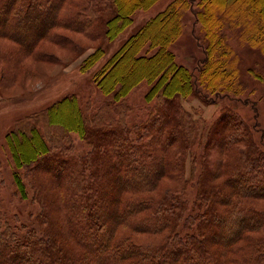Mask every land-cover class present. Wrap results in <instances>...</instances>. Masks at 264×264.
Wrapping results in <instances>:
<instances>
[{"label":"trees","instance_id":"16d2710c","mask_svg":"<svg viewBox=\"0 0 264 264\" xmlns=\"http://www.w3.org/2000/svg\"><path fill=\"white\" fill-rule=\"evenodd\" d=\"M64 1L0 0V27L7 29L0 30V35L4 32L9 39L17 42L18 49L22 47L21 50L28 51L31 47H38V53L43 54L44 50L39 43L43 39H56L55 28L73 24L76 29L91 27L90 34L95 38L103 34L115 36L130 23L134 9L139 6L148 7L155 0H85L72 12L73 16L72 13L67 15L66 11H60ZM227 1L199 0L200 8L194 10L195 18L204 26L206 35V54L202 59L199 76H192L185 65L177 64L169 49L182 29L180 20L183 8L189 4L192 8L194 0H172L168 3L166 8L131 35L107 61L108 72L98 75L99 87L104 93L112 94L114 100L124 96L142 80L153 83L146 98L150 100L154 95H161L165 101L163 107L172 109L170 113L156 115L138 127H128L123 121L105 122L102 119L93 126H86L76 108L75 99L69 98L67 104L61 100V103L67 105L66 117L54 120L51 113L45 116L49 123H59L67 132H81V136L92 148L80 157L66 151V147L70 146L66 133L53 136V147H57L55 150L48 146L34 125L8 136L14 161L29 168L26 173L28 181L37 179L33 171L35 162H51V165H57L54 166L56 175L64 174L61 184L66 191L63 189L62 203L54 195L55 185L49 182L53 187L46 189L39 181L34 182L38 189L37 199L42 200L45 211L42 209L40 213V227L27 230L22 235L3 221L0 215V264H264V238L254 239L248 251L241 255L242 259L230 262L234 260L233 257L230 260L226 257L230 254L228 250L237 251L229 247L243 235V229L253 227L251 224L243 225L241 222L244 218L252 219L254 215L257 218L254 225L264 227L263 213L242 206L244 199L251 198L255 193H264V152L257 149L251 136H247L244 122L237 117L233 116V125L228 119L233 128L227 129L225 134L223 128L226 123L219 128L217 135L224 137L223 143L219 144L218 138L213 140L215 147H212L218 149L222 144L229 146L243 137L244 148L238 150L236 162L233 160L231 164H225L226 152L221 153L219 149L215 160H209L210 163L205 160L204 163L208 171H213V175L209 177L204 171L197 178L196 192L201 196V203H208L205 214H187V202L179 195L182 183L181 188H165L155 199L154 195L138 196L141 190L152 186L151 183L162 175L164 166L168 170L180 165L178 150L188 145L185 130L193 131L196 128L195 122L178 106L177 98L192 91L197 79L205 83L214 94L229 96L238 93L237 71L225 62L222 23L209 19ZM241 2L249 11L255 12L253 23L260 32H264V0ZM242 17L244 15L239 6L230 12L224 22L237 18L240 20ZM6 20L11 25L5 26ZM10 31L12 33H8ZM18 33L25 36L22 42ZM145 41L149 42L148 50H152L149 55L139 54ZM262 42L264 46V38ZM95 48L87 60L100 57V47ZM216 54L217 60L214 58ZM0 58H3L2 53ZM196 91L198 89L195 87ZM171 123L172 126H169ZM26 134H30L29 139H26ZM173 134L178 136L173 137ZM181 135L184 138H180ZM162 136L163 144L166 140L177 152L173 162L165 161L166 156L161 157L164 154ZM122 146L123 158L115 156L114 160L110 151H122ZM195 162H203L201 154L195 156ZM63 164L67 166L65 171L62 169ZM105 166L109 168L105 169ZM113 166L117 171H123L120 178L110 169ZM222 167L227 168V176L218 182L214 179L220 175ZM103 171L106 177L105 189H98L100 185L103 187L100 181ZM128 175L133 178V182L126 180ZM17 181L23 191L21 180L18 178ZM126 191H131V196L124 199ZM228 192L237 200L231 201ZM218 195H221L219 201ZM223 196H228L231 201L225 207L223 205L228 199ZM142 210L149 211L145 218H131L134 213ZM53 215L56 216L55 220L58 217L54 225L51 221ZM120 221L161 238L157 243L143 246L126 237L116 236L115 229ZM184 228L190 231L182 235ZM69 236L73 239V245ZM205 237L211 238V242L206 241ZM217 238H223L225 242L214 241ZM216 243L222 245V248H213Z\"/></svg>","mask_w":264,"mask_h":264},{"label":"rangeland","instance_id":"374dc122","mask_svg":"<svg viewBox=\"0 0 264 264\" xmlns=\"http://www.w3.org/2000/svg\"><path fill=\"white\" fill-rule=\"evenodd\" d=\"M84 1L65 0L60 11H66L69 15L75 12ZM171 1L155 0L148 7H137L131 13L130 23L111 37L103 34L95 38L90 34L92 32L91 27L76 29L73 24L69 26L64 24V26L54 29L57 33L56 39H43L39 43V46L44 50L43 54L38 53V47H31L28 51L21 50L22 47L18 49L17 42L9 39L4 32L0 35V54H3V58H0V70L3 68L0 71L2 74L0 77V215L3 221L19 235L33 228L38 229L41 221L40 213L42 209L45 211L42 200L37 199L36 191L38 189L34 182L39 181L42 185L44 184L46 189L53 187L49 182L55 185L53 187L56 189L54 195L59 202L63 203L62 193L65 189L61 184V179H63L64 174L56 175L54 167L57 166L56 164L51 165V162L38 164L35 162L33 171H35L37 179L28 181L26 173L29 168L21 163L18 165L14 161L8 136L17 130H23L27 126L34 125L48 146L55 150L54 148L57 147H53V136L66 133L69 136L68 143L70 145L66 147L68 148L66 151L70 152V155L80 157L89 153L92 148L89 142L81 136V132L74 130L67 132L59 123H49L45 116L46 113H51L54 120L65 118L68 110L66 104L69 102V98L75 99L76 108L86 126H93L95 122L102 119L105 122L110 120L123 121L127 123L128 127H138L156 115L162 116L164 113L165 115L170 113L172 109L163 107L165 101L161 95H154L150 100L146 98V93L153 86V83L142 80L129 89L124 96L114 100L112 94L104 93L99 87L98 75L108 72L107 61L119 51L131 35L166 8ZM198 1L194 0L192 8H190V4L187 8H183L180 20L182 29L169 46L175 62L185 65L194 77L199 76L203 65L202 59L206 54L204 26L196 20L194 15V10L200 8ZM241 3V0H228L220 11H214V14L209 16V19L222 23V34H225V62L237 71V83H239L237 95L214 94L206 87L205 83L197 79L196 86L193 87L192 91L177 98L178 106L195 122L196 128L193 131L185 130V141L188 145L185 148L181 146L178 150L180 165L168 170L164 166L162 175L151 183L152 186L141 190L138 196L154 195L155 199L162 194V190L165 188L172 189L178 186L181 188L180 184L182 183L183 188L179 195L187 202V214L193 216L205 214L208 203L206 201V203H201V196L196 192L198 176L204 174V171L209 177L213 175V171L206 169L205 160H215L220 149L221 153L226 152L225 164H231L233 160L235 163L239 155L238 150L244 148L243 137L240 141L231 143L229 146L222 144V146H218V149L212 148L215 147L213 140L220 138L219 144L223 143L224 137L217 135L222 125L226 123L223 128L225 129L223 130L224 134L228 131L227 129L233 128L230 125V123L232 125L235 123L233 116L244 122L247 136H251L257 149L264 152V46L262 44L264 32H260L253 23L255 12L249 11L250 9ZM239 6L242 8L244 17L240 20L237 18L224 22L230 12ZM71 15L73 16L74 13ZM19 17L21 18L20 14ZM7 25H11V22L7 23L6 20L5 26ZM3 29L7 30L0 27V30L4 31ZM18 35L22 42L25 38L24 34L18 33ZM96 46L100 47V57L92 61L87 60ZM148 46L149 42L145 41L139 54L146 53L149 55L152 50H148ZM217 55L214 57L216 60L218 59ZM219 59L221 58L219 57ZM195 87L198 89L196 92H194ZM217 89L220 90V87ZM234 90L232 91L234 92ZM61 100H64L66 104L61 103ZM228 119L230 123H228ZM169 126H172V123ZM26 135V139H29L30 134ZM173 135V137L178 136V134ZM132 136L135 138L134 134ZM180 138H184V135H181ZM161 145L162 148L164 147V154L161 157L166 156L165 161L173 162L177 158V152L170 147V143L166 140L165 145L163 144V136L161 137ZM51 149L49 152H52ZM120 149L122 151L119 150L116 153L110 151L109 154L114 160H116L115 156L123 158L124 147L122 146ZM199 154L202 155L203 159L201 164L195 162V156ZM62 169L65 171L67 166L63 164ZM110 169L119 178L123 174V171L120 169L117 171L114 166ZM104 171L100 175L103 187L100 185L98 189H105ZM226 171L227 168L222 167L221 172H219L220 175L214 180L221 182L227 176ZM18 178L22 182L23 191L17 181ZM132 179L130 175L126 177L129 182H133ZM130 192H125L124 199L127 198L126 196H131ZM228 194L231 201L237 200L231 192ZM220 197L221 195H218V201L221 199ZM223 197L228 199L223 205L225 207L231 201L228 196ZM243 204L244 208H250L264 214V193H255L251 198L244 199ZM228 208L231 209V206ZM148 214L149 211L142 210L134 213L131 218L141 220ZM54 216L51 219L53 225L56 220L58 221V217L55 220ZM255 219L257 218L253 215L252 219L244 218V221L241 222L243 225L251 224L253 227L243 229V235L229 247L230 249H237V251L228 250L230 254L226 253L229 260L230 257L234 259L230 262L242 259L241 255L248 251L254 239L264 238V227L260 228V226L254 225L256 224ZM122 221L115 229L114 235L116 236L126 237L128 240L143 246L157 243L161 238L159 235L151 234L140 228L137 229V227H133L134 225H127ZM223 225L224 223H222V228ZM189 231L184 228L181 234L184 235ZM69 237L73 245V239L71 236ZM205 239L208 242L212 240L208 237ZM217 239L214 241L225 242L223 238ZM213 248L221 249L222 245L216 243Z\"/></svg>","mask_w":264,"mask_h":264}]
</instances>
